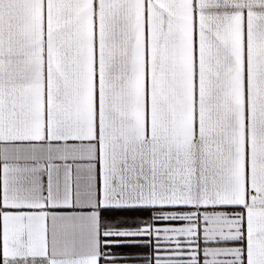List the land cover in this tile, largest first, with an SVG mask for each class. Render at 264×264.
Returning <instances> with one entry per match:
<instances>
[{
    "label": "snow or ice",
    "instance_id": "snow-or-ice-1",
    "mask_svg": "<svg viewBox=\"0 0 264 264\" xmlns=\"http://www.w3.org/2000/svg\"><path fill=\"white\" fill-rule=\"evenodd\" d=\"M0 264H264V0H0Z\"/></svg>",
    "mask_w": 264,
    "mask_h": 264
}]
</instances>
